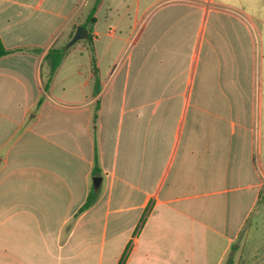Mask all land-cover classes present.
Instances as JSON below:
<instances>
[{
  "label": "crops",
  "instance_id": "crops-1",
  "mask_svg": "<svg viewBox=\"0 0 264 264\" xmlns=\"http://www.w3.org/2000/svg\"><path fill=\"white\" fill-rule=\"evenodd\" d=\"M89 1L0 0V264H264V0Z\"/></svg>",
  "mask_w": 264,
  "mask_h": 264
},
{
  "label": "trees",
  "instance_id": "trees-1",
  "mask_svg": "<svg viewBox=\"0 0 264 264\" xmlns=\"http://www.w3.org/2000/svg\"><path fill=\"white\" fill-rule=\"evenodd\" d=\"M101 0H97V3H99ZM92 18V16H91ZM89 21H91V19H89ZM67 52V47H63V48H51L46 56V60L48 61L50 68H51V73H50V77L48 79V81L45 83V90L48 91L50 84H51V77L53 76V74L55 73V71L58 69V67L61 65L65 55ZM13 53V51L8 50L2 40L0 39V58L9 55ZM95 93L98 94L99 93V84H98V80L96 82V86H95ZM42 100V99H41ZM41 103V102H39ZM99 105H97V109H98ZM97 117V116H96ZM100 175V170L98 168V166L95 167L94 172H93V177H98ZM98 197V193L96 190H92L91 193L89 194V197L86 201V203L83 205V207L80 209V212L86 211L87 209H89L95 202L96 199Z\"/></svg>",
  "mask_w": 264,
  "mask_h": 264
},
{
  "label": "water",
  "instance_id": "water-1",
  "mask_svg": "<svg viewBox=\"0 0 264 264\" xmlns=\"http://www.w3.org/2000/svg\"><path fill=\"white\" fill-rule=\"evenodd\" d=\"M88 35V31L86 28L84 27H79L76 34L74 35L71 45L75 44L76 42H78L79 40L85 39ZM101 178L100 177H96L94 179V184L96 187L99 186V184L101 183Z\"/></svg>",
  "mask_w": 264,
  "mask_h": 264
},
{
  "label": "rangeland",
  "instance_id": "rangeland-1",
  "mask_svg": "<svg viewBox=\"0 0 264 264\" xmlns=\"http://www.w3.org/2000/svg\"><path fill=\"white\" fill-rule=\"evenodd\" d=\"M94 1V0H93ZM92 0L89 1V4L92 5ZM91 2V3H90ZM87 7V6H86ZM71 42H72V39L69 40L67 37H65L63 40H62V46H71ZM80 44H82V41H79L78 43H76L75 45H73L71 48L72 49H75V48H79ZM56 94L60 93L58 92V90L55 92Z\"/></svg>",
  "mask_w": 264,
  "mask_h": 264
}]
</instances>
